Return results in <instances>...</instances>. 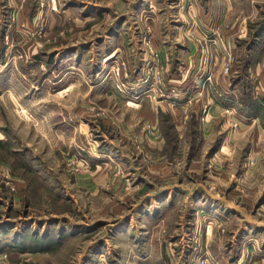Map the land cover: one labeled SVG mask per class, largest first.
I'll return each instance as SVG.
<instances>
[{"label":"rangeland","instance_id":"rangeland-1","mask_svg":"<svg viewBox=\"0 0 264 264\" xmlns=\"http://www.w3.org/2000/svg\"><path fill=\"white\" fill-rule=\"evenodd\" d=\"M0 264H264V0H0Z\"/></svg>","mask_w":264,"mask_h":264},{"label":"crops","instance_id":"crops-1","mask_svg":"<svg viewBox=\"0 0 264 264\" xmlns=\"http://www.w3.org/2000/svg\"><path fill=\"white\" fill-rule=\"evenodd\" d=\"M151 115H152V114H150V117H151ZM152 117H155V116L152 115Z\"/></svg>","mask_w":264,"mask_h":264}]
</instances>
